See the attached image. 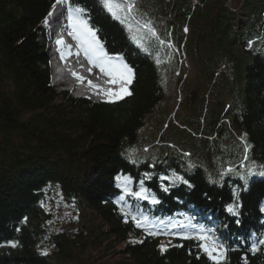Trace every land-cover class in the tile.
Returning <instances> with one entry per match:
<instances>
[{"label":"trees","instance_id":"trees-1","mask_svg":"<svg viewBox=\"0 0 264 264\" xmlns=\"http://www.w3.org/2000/svg\"><path fill=\"white\" fill-rule=\"evenodd\" d=\"M55 1L0 0V264H61L51 256L72 259L76 251L82 252L92 243L116 247L130 235L143 242L129 241L119 252L135 264H210L193 240L146 236L131 222L124 223L113 203L119 194L114 177L120 173L134 181L145 172L156 174L146 181L162 201L149 209L156 216L194 213L199 222L216 228L217 235L233 247L237 236L264 234V216L259 213L264 206V176H250L246 190L245 182L232 173L212 182L200 165L191 168L182 161L184 152L165 133L151 141L156 152L140 158L132 155L140 128L165 96L163 75L154 57L137 48L124 26L108 15L98 0L73 2L87 8L89 23L99 29L106 51L122 54L134 69L132 95L107 103L53 90L41 33ZM225 4L222 8L226 11L214 16V33H229L228 44L236 43L243 51L250 52L259 43L251 62L243 66V98L229 122L232 137L239 139V133H244L246 143L239 139L237 145L241 146L230 152L234 155H220L223 167L238 169L245 155L242 146L248 148L251 160L264 164V0H242L240 12ZM144 8L148 16L170 24L180 16L178 23L186 21L191 12L186 0H144ZM250 40L254 41L248 48ZM170 120L165 129L174 121ZM212 136L205 134L204 139ZM217 148L223 146L206 143L205 149L214 156H218ZM130 154L135 163L130 162ZM232 156L240 158L235 161ZM171 170L193 187L180 185L168 193L160 191L157 176ZM234 186L240 190L239 227L237 217L224 210L232 202ZM55 202L77 213L76 219L71 218L76 227L72 233L56 228L51 206ZM168 240L172 242L161 254L159 245ZM10 241L17 246L10 247ZM45 249L47 255H42ZM242 257L247 264H264V246L255 254L244 246L230 250L224 264H245Z\"/></svg>","mask_w":264,"mask_h":264},{"label":"rangeland","instance_id":"rangeland-1","mask_svg":"<svg viewBox=\"0 0 264 264\" xmlns=\"http://www.w3.org/2000/svg\"><path fill=\"white\" fill-rule=\"evenodd\" d=\"M225 2V6L240 12L242 0H189L192 7L186 0L187 8L191 11L188 19L178 23L181 22L182 16H180L178 21L170 24L167 21L155 20L154 17L148 16L144 8V0H137L138 14L151 20L159 34L171 40L174 49L170 59L166 55L167 49L161 52V59L167 60L158 66L163 75L161 79L165 88V96L140 128L138 144L133 143L130 152L138 158L147 153L156 152L157 147L152 142L158 139L160 133L169 134L172 136V140L178 143L177 147L182 150L180 151L189 154L187 156L180 154L182 161L191 165V168L200 165L212 182L220 181V172L224 162L221 156L237 151L241 146V144L237 145V142L241 136H244V133H242L243 135L239 133V139H236L235 136L232 137L229 122L243 98V66L251 62L252 53L259 47V43H257L250 52L243 51L244 47L240 49L236 43L228 44L231 39L229 33H214V16L224 12L225 9L222 7ZM185 28H187V32H185ZM52 40L49 42L51 48H54L57 39L55 42ZM47 50L46 48L45 52L49 58L50 53ZM70 60L77 62L75 56ZM79 63L80 72L74 73L78 76L81 75L80 77L84 78L83 82L73 77L71 69L67 72L64 70V74H68L64 83L55 82L51 78V86L55 92H69L72 98L75 97L74 95H80L77 90L79 88L91 92L93 88L84 84L85 80L97 79V77L103 78L98 84L106 87V82L107 87H110L107 77L103 76L99 70H94L93 74H89L88 71H82L83 63ZM65 84L73 87V90H66ZM91 100L93 101V99ZM224 106L229 110H224ZM169 119H174L176 124L174 121L170 122L171 125L165 129ZM205 134L213 136L211 139L205 140ZM202 143L205 148L206 143L209 145L217 143L223 148L220 150L217 148L218 156H214L205 148L202 150ZM244 148L245 146H242V149ZM232 157L235 161L240 158ZM252 161L249 158L247 163L250 164ZM51 206L58 224L56 228L70 229L69 233L75 231V222L71 218L76 219L77 213L57 202ZM94 222L96 225L100 224V220L97 218ZM138 240L130 235L125 242L117 244L116 247L113 244L104 247L97 242L96 244L92 243L88 249L82 252L81 250L76 251L77 255L72 259L60 257L58 254H53L51 257L54 258V261L59 260L61 264H135L119 250L123 249L127 242Z\"/></svg>","mask_w":264,"mask_h":264},{"label":"snow or ice","instance_id":"snow-or-ice-1","mask_svg":"<svg viewBox=\"0 0 264 264\" xmlns=\"http://www.w3.org/2000/svg\"><path fill=\"white\" fill-rule=\"evenodd\" d=\"M100 7L112 17V19L119 21L130 34L133 43L150 56H153L157 65L167 62L161 59V52L167 49V58L170 59L174 45L170 39L162 37L153 22L145 18L142 14H138L137 0H98ZM56 4L67 5L64 19L66 24L65 30L73 40L76 41L77 52L79 55L83 52L84 58L89 67V74L93 68L99 69V72L107 77V83L112 87L107 89L96 88L95 85L88 81V86L94 88L96 92L105 97V102L115 103L123 100L127 96H131L130 86L134 80V69L125 61L124 56L120 53L110 54L106 51L103 42L98 36V31L95 26L89 23L88 10L75 4L73 0H56ZM49 16L52 15L50 12ZM44 25H48V19L43 21ZM187 32V28H185ZM170 37V33L168 34ZM57 50L60 58L65 59V50L63 40H57ZM253 41L248 42V47L251 48ZM71 54V50H67ZM73 77L83 82L82 77L73 73ZM246 134L241 136V143H246ZM145 151H147L145 149ZM245 155L241 161L239 168L227 167L220 172V179L230 173L239 177L241 181L245 182V190L247 188L248 177L253 175L264 176V164L257 165L255 161L250 164L246 163L249 160L247 155L248 148L244 149ZM185 156L189 155L184 153ZM130 162L135 163L131 158ZM191 167V165H189ZM156 175L154 173H143L140 180L134 181L130 175L123 173L117 174L114 177L115 185L119 190V194L113 200L117 205L119 214L123 218L124 223L131 222L135 228L141 229L146 236H165L172 238H179L183 240H193L196 242L195 246L198 253L206 256L210 264H224L227 258V252L230 250H238L239 247L244 246L247 251L255 254L260 246H264V234L257 235L252 233L248 238L237 236V244L233 247L226 243L221 235H217V230L207 224L201 223L194 213L177 212L176 214L162 217L154 215L149 209L162 203L158 195L147 186L146 181H149ZM159 181L160 191L168 193L171 188L185 185L189 189L193 185L181 174L175 170H171L164 174L157 176ZM167 182V183H165ZM240 190L234 186L232 188V202L224 206V210L233 217H237L236 224L240 226ZM145 205L149 206L146 208ZM43 206V203H42ZM259 213L264 216V206L259 208ZM68 215V213H65ZM26 219V218H25ZM264 224V220H261ZM227 228V225L224 226ZM19 231V229H17ZM132 243H142L143 241H131ZM171 240L167 243L161 242L159 251L161 254L167 251ZM9 246L15 248L17 242L10 241ZM181 246V245H175ZM42 255H47V250L41 251ZM191 254V253H190ZM200 255H197V259ZM247 264L245 257H242Z\"/></svg>","mask_w":264,"mask_h":264},{"label":"bare ground","instance_id":"bare-ground-1","mask_svg":"<svg viewBox=\"0 0 264 264\" xmlns=\"http://www.w3.org/2000/svg\"><path fill=\"white\" fill-rule=\"evenodd\" d=\"M50 12V11H49ZM48 15V14H47ZM47 15H46V17H47ZM56 41V37L52 40V42H55ZM67 64H68V66H67V68H68V71L71 69L72 70V72L74 73V72H80V70H79V67H80V63L79 62H75V61H72V60H68L67 61ZM88 73H89V71H88ZM96 73V72H95ZM91 74H93V72H91ZM98 75H100V74H98ZM67 76H68V74H64L62 77H61V79L59 80L60 81V83H64V81L65 80H67ZM85 76H88L87 74H85ZM58 82V81H57ZM59 83V82H58ZM110 87H112L111 85H110ZM80 93H78V94H81V96H90L91 94H93V96L95 97V98H98L99 97V94L96 92V90L93 88L92 90H91V92H87L86 90L85 91H83V89H81V88H79V89H77ZM100 96H102V95H100ZM97 100V99H96Z\"/></svg>","mask_w":264,"mask_h":264}]
</instances>
